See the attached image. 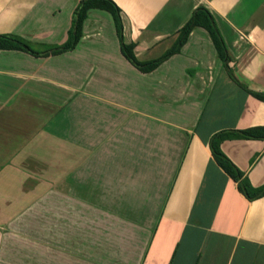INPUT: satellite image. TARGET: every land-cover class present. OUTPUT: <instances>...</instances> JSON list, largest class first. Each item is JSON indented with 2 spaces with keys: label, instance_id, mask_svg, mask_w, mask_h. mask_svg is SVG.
<instances>
[{
  "label": "crops",
  "instance_id": "crops-1",
  "mask_svg": "<svg viewBox=\"0 0 264 264\" xmlns=\"http://www.w3.org/2000/svg\"><path fill=\"white\" fill-rule=\"evenodd\" d=\"M79 1L0 0V35L59 46ZM111 1L137 62L174 48L197 7L211 14L228 61L195 27L177 52L140 72L121 55L111 15L99 9L87 12L71 51L34 57L0 49V66L26 62L25 72L0 67L20 96L17 110L0 111V264H264V196L247 200L208 148L216 133L264 127V102L240 86L264 93V0ZM100 18L113 30L95 26ZM53 65L64 81L42 72ZM115 79L120 99L106 97V88L102 96L82 91L91 116L105 120L102 133L91 124L77 136L51 124L57 112L41 114L54 106L43 85L76 93L80 84ZM38 100L45 105L32 109ZM47 148L74 150L55 164L54 191L37 185L41 176H27V155ZM219 148L251 186L264 184V139L227 138ZM51 193L59 204L31 203ZM127 196L134 202H115ZM129 211L136 221L111 217Z\"/></svg>",
  "mask_w": 264,
  "mask_h": 264
},
{
  "label": "rangeland",
  "instance_id": "rangeland-1",
  "mask_svg": "<svg viewBox=\"0 0 264 264\" xmlns=\"http://www.w3.org/2000/svg\"><path fill=\"white\" fill-rule=\"evenodd\" d=\"M101 20V25L100 23L95 26H99V27H104V28H108V23L105 19L100 18ZM108 25H107V24ZM114 24V22H113ZM110 28L112 29L111 25ZM108 28V29H110ZM115 28V25L113 26V29ZM112 29V30H113ZM182 29V28H181ZM181 29L178 31L180 33ZM111 30V31H112ZM116 33V30H115ZM31 49L38 51V52H42L48 48H39L37 45L35 46L33 44V46H30ZM8 62H4L1 64V68L5 71H21V72H25L26 71V62L24 60H19L18 62H16L15 64L11 63L9 65ZM102 66V65H100ZM104 66V64H103ZM80 67V71H81V75H87L88 69H90V64L88 63H83V64H79ZM28 68L31 69V67L28 65ZM101 71L104 74H107L109 72L108 69L105 68H100ZM25 70V71H24ZM43 73H47L48 75H52L53 78H55L58 81H64L61 79V75L55 74L59 71V69L56 66H47L43 69H41ZM66 71V70H62L61 72ZM88 76V75H87ZM4 79L0 78V111L4 112L10 109H14L17 110V103H18V96L16 94L17 91H15L14 89L17 87L15 85H12L11 83H4ZM113 86L111 85H102V84H97L95 86H91L92 88H89L87 85L83 86V84H80V86H76L80 88V92H76V93H67L55 86L52 85H43L44 89L42 91L43 95H46L45 97H47V99H49L53 104V109H48L47 112L44 111L43 107H40L42 109L41 114H49L51 111L52 113L57 112V116H55L53 119L50 120L51 124H54L56 126L59 127L60 130L65 129L67 131H73L74 134H77V136H80V133H85L83 131H88L89 129H92V127H89L91 124H93V128L96 129H100L101 133L102 130L104 128L105 125V120L102 117V119L100 120V118L97 117H93L91 116V112L89 111L90 106H89V102L86 100H84L82 98V94L84 92H82L83 90H85V92L91 91L94 93H97L98 95L102 96L105 88H106V97L109 98H113V99H120L119 95H118V91L116 89H118V86H121V84L119 83V81L117 79H115ZM81 88H83L81 90ZM115 89V90H114ZM59 95V96H57ZM55 98L57 97L59 99L60 102L56 101V103H54L52 101L51 98ZM35 103H33V107L32 109H39L38 106H42L45 105L43 100H38V101H34ZM37 106V107H36ZM97 106V103H96ZM32 111V110H31ZM35 120V118H33ZM49 122V124H50ZM52 126V125H51ZM99 132V131H96ZM69 134V133H68ZM87 134V133H85ZM36 151V150H35ZM74 154V150L73 149H66L63 150L62 149H44L43 151L41 150V154H38L37 157L35 155H32L30 157V155H27V176H41L42 180L41 182H37V185L40 186H47V188L50 190H55L56 188V180H55V173H56V162L60 161V159H62L65 162H69V160H71L70 158H72L71 154ZM62 154V157H61ZM69 158V159H68ZM73 168L72 165L64 163L63 165V169L66 172V170L69 172L71 171ZM37 178V177H36ZM35 181V179L33 180ZM31 183V182H30ZM30 183H29V187H30ZM35 184V182H32ZM33 187V186H32ZM59 197H57L55 195V193H51L49 194L47 197H43L41 199H38L37 201H33L31 203L38 205V204H59L60 202ZM100 199V203L102 206L108 204L107 201H104V198H98ZM115 202L120 205V202H130L133 203L134 198L133 197H124V198H115ZM66 201V198H65ZM71 203V201L69 202ZM81 203H83V200L81 199ZM117 204L114 203L115 206H117ZM118 205V206H119ZM118 207L116 208V211H118ZM33 215V214H31ZM112 219H115L117 221H122V220H126V221H136L137 220V213L135 211H129V212H113L111 215ZM97 220H101V219H97Z\"/></svg>",
  "mask_w": 264,
  "mask_h": 264
},
{
  "label": "trees",
  "instance_id": "trees-1",
  "mask_svg": "<svg viewBox=\"0 0 264 264\" xmlns=\"http://www.w3.org/2000/svg\"><path fill=\"white\" fill-rule=\"evenodd\" d=\"M91 9H99L108 12L115 25L116 34L121 42L120 52L121 55L137 70L140 72L152 71L160 61L166 59L172 53L177 52L180 47L185 43L189 32L195 28L200 27L204 29L215 48L217 57L222 61H228L226 54L225 43L215 25V22L211 14L203 7H197L189 21L181 29L175 47L166 53L162 58L149 61L146 63H139L135 60L131 48L125 46L121 40V22L119 16V9L111 0H80L73 10L71 17V25L67 31L66 40L59 46L48 48L42 52L35 51L26 45L22 40L11 35H0V49L3 50H16L22 51L34 57H48L58 55L64 52L74 49L79 39L82 36L83 22L87 17V12ZM229 76L236 82L234 77L229 73ZM240 85V83L237 82ZM259 101L264 102V93L255 92L246 89V87L240 85ZM227 138H239V139H264V127L248 128L245 130H232L229 132H219L214 134L208 140V148L215 163L237 184L239 192L249 201L264 196V184L260 187H253L249 181L222 153L219 148L221 141Z\"/></svg>",
  "mask_w": 264,
  "mask_h": 264
}]
</instances>
